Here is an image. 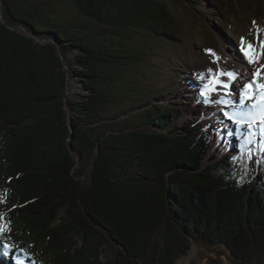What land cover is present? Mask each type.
<instances>
[{
  "label": "trees",
  "instance_id": "obj_1",
  "mask_svg": "<svg viewBox=\"0 0 264 264\" xmlns=\"http://www.w3.org/2000/svg\"><path fill=\"white\" fill-rule=\"evenodd\" d=\"M176 1L218 13L222 35L264 4ZM0 8V216L13 245L0 264H177L192 245L264 264V163H233L245 138L227 134L223 115L182 124L168 94L144 96L149 51L135 36L179 41L165 0Z\"/></svg>",
  "mask_w": 264,
  "mask_h": 264
},
{
  "label": "rangeland",
  "instance_id": "obj_2",
  "mask_svg": "<svg viewBox=\"0 0 264 264\" xmlns=\"http://www.w3.org/2000/svg\"><path fill=\"white\" fill-rule=\"evenodd\" d=\"M165 1L179 26V41L170 45L141 34L134 38L135 42L142 43L149 51L147 62L139 72L145 97L155 98L160 92L168 94L164 102L180 108L182 115L178 123L184 124L204 114H208L211 120L222 116L223 106L197 103L198 99L203 100L200 92L204 90V84L207 82L198 79L199 73L206 72L209 68L216 71L218 76L220 71L237 73V79L228 82L230 89L218 86L221 94L226 91H239L253 79L258 83H264V79L253 76V72L264 65V55H260L256 64H249L239 51L241 38L245 41L246 49L248 44H251L258 53L261 51V46L264 45V4L255 7L243 18H230L228 29L230 32L225 31L222 35L212 26V21L214 23L220 17L218 13L213 15L211 9L206 8L194 6L189 8L188 5L176 0ZM206 50H213L216 55L212 56L206 53ZM69 91L76 94L79 89L75 83H72ZM216 98V94H212V99ZM230 98L238 97H224L226 100ZM223 110L231 111L229 108ZM230 123L231 121L224 120V124L220 123V126L227 127ZM222 131L219 129L214 133L212 154L223 145ZM177 264H231V262L229 255L223 249L208 250L202 246L192 245L189 255L182 257Z\"/></svg>",
  "mask_w": 264,
  "mask_h": 264
},
{
  "label": "snow or ice",
  "instance_id": "obj_3",
  "mask_svg": "<svg viewBox=\"0 0 264 264\" xmlns=\"http://www.w3.org/2000/svg\"><path fill=\"white\" fill-rule=\"evenodd\" d=\"M255 23V22H254ZM259 31V30H258ZM245 41L241 38L240 53L247 60L249 64H256L260 55H264V45L261 46V51L258 53L253 45L248 44L247 49L244 47ZM206 53L215 56L213 50H206ZM219 57L216 58L218 60ZM216 60L213 62L215 63ZM238 74L233 71H220L219 76L216 71L209 68L206 72L198 74L200 81H207L204 84V90L200 92L203 100H197V103L215 104L223 106L221 111L223 118L231 121L234 129H229L228 135H237L238 139L244 137L240 144V155L233 157V163H244L245 160L254 163H264L261 158L253 160L252 149L249 145L257 144L264 152V83H258L256 79L248 81L239 91L224 92L221 94L219 88L230 89L229 80L235 81ZM253 76L264 79V65L260 69L253 72ZM219 77H226L222 80ZM216 94V99H212V94ZM225 96L238 97L235 99H224ZM224 108H229L231 111H225ZM219 123L224 124V119H220ZM206 131V129H205ZM259 136L260 139L256 140ZM246 166V165H245ZM10 221L5 220L0 216V247L5 251L4 254L8 255L12 252L13 245L4 242L5 234L11 232L9 227ZM26 255V254H25ZM17 264H24V261L16 257Z\"/></svg>",
  "mask_w": 264,
  "mask_h": 264
},
{
  "label": "water",
  "instance_id": "obj_4",
  "mask_svg": "<svg viewBox=\"0 0 264 264\" xmlns=\"http://www.w3.org/2000/svg\"><path fill=\"white\" fill-rule=\"evenodd\" d=\"M0 19H1V21H2L3 23H5L4 17H3L2 13H1V8H0Z\"/></svg>",
  "mask_w": 264,
  "mask_h": 264
},
{
  "label": "bare ground",
  "instance_id": "obj_5",
  "mask_svg": "<svg viewBox=\"0 0 264 264\" xmlns=\"http://www.w3.org/2000/svg\"><path fill=\"white\" fill-rule=\"evenodd\" d=\"M222 31V30H221ZM229 82V81H228Z\"/></svg>",
  "mask_w": 264,
  "mask_h": 264
}]
</instances>
